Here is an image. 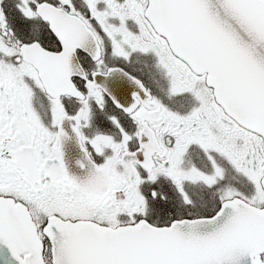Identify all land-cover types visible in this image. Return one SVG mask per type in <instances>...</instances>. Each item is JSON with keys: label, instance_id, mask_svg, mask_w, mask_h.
I'll use <instances>...</instances> for the list:
<instances>
[{"label": "snow or ice", "instance_id": "obj_1", "mask_svg": "<svg viewBox=\"0 0 264 264\" xmlns=\"http://www.w3.org/2000/svg\"><path fill=\"white\" fill-rule=\"evenodd\" d=\"M0 264H264V0H0Z\"/></svg>", "mask_w": 264, "mask_h": 264}]
</instances>
